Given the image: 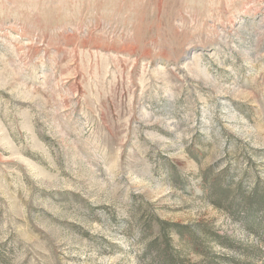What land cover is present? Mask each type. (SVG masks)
I'll list each match as a JSON object with an SVG mask.
<instances>
[{"label":"rangeland","instance_id":"obj_1","mask_svg":"<svg viewBox=\"0 0 264 264\" xmlns=\"http://www.w3.org/2000/svg\"><path fill=\"white\" fill-rule=\"evenodd\" d=\"M0 264H264V0H0Z\"/></svg>","mask_w":264,"mask_h":264}]
</instances>
